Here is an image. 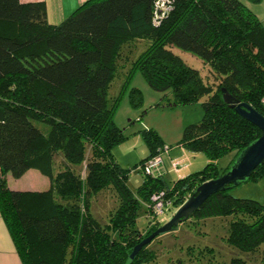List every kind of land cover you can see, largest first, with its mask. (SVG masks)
<instances>
[{
    "label": "trees",
    "instance_id": "16d2710c",
    "mask_svg": "<svg viewBox=\"0 0 264 264\" xmlns=\"http://www.w3.org/2000/svg\"><path fill=\"white\" fill-rule=\"evenodd\" d=\"M140 40L147 46L110 101L111 82L124 66L119 62H128L124 48ZM175 49L193 54L206 69L190 66ZM135 72L160 93L155 104L173 109L199 103L201 119L184 126L177 144L206 156L201 169L170 185L163 160L143 171L138 196L148 201L144 230L137 227L138 196L128 185L131 169L113 153L127 138L126 126L115 120L123 95L139 110L128 125L144 114V94L130 84ZM223 89L264 116V25L240 0H86L58 23L48 21L43 1L0 0V214L22 263L125 264L133 247L160 225L161 217L148 216L153 194L163 192L169 202L164 215L176 211L261 135L224 101ZM138 133L149 148L144 166L166 148L153 128ZM230 153L229 163L218 166ZM30 169L48 177L47 188L8 185L10 175L20 178ZM263 174L264 160L249 181ZM230 187L210 195L191 216L230 217L226 240L245 257L235 254L229 264H264V203L235 197ZM105 189L118 202L101 222L91 197ZM148 245L130 264H154Z\"/></svg>",
    "mask_w": 264,
    "mask_h": 264
},
{
    "label": "rangeland",
    "instance_id": "374dc122",
    "mask_svg": "<svg viewBox=\"0 0 264 264\" xmlns=\"http://www.w3.org/2000/svg\"><path fill=\"white\" fill-rule=\"evenodd\" d=\"M240 1L247 4L257 14L264 25V0L259 4H253L247 0ZM146 46L147 43L144 40L135 42L127 48V51L125 50V46L124 55L128 56V62H119L120 64H124V66L119 68L116 77L111 82L108 92L110 101L118 94L131 61L136 59ZM175 50H177L178 54L190 66L201 72H203L204 68L206 69L202 61L193 54L180 49ZM130 84H135L142 90L144 94L142 108L145 110L140 121H133L131 124L132 127L128 125L126 121L127 117L131 115L130 117L133 118L136 114L134 116L133 114H126L127 110L131 107L127 103V94L125 93L123 95L120 106L116 111L115 120L120 126H126L124 132L127 138L113 148V153L119 165L131 169L128 177V185L138 196V187L144 178L140 161L149 154V148L141 135L138 132H131L130 129L133 128L136 130L138 127H151L161 136L163 145L166 148L161 154L164 162L162 165L164 169L163 176L167 184L170 185L176 179L177 175L174 173L175 170L177 168L180 169L182 164L188 161L184 159L179 161L183 153V148L177 144V141L180 139L182 130L186 124L201 119L202 109L199 103L178 106L173 109L163 104H155L159 101L160 93L150 88L139 72L133 74ZM132 110L131 113H139V110ZM39 125L44 130L47 128L42 123ZM171 151V155L168 154ZM187 152H190L192 155V158H190V169H193L192 171L199 170L205 165L206 156L204 153L191 152L189 150ZM231 159L232 153L219 158L217 161L218 166L225 167ZM57 161L56 167L60 163L59 158ZM26 176L22 182L24 184L30 180L29 173ZM9 183H13L11 175L9 176ZM228 192L238 198H249L264 203V174L257 181H247L232 186L228 189ZM138 199L140 203L137 210V227L140 230H144L148 223L146 214V202L148 201L145 202L139 196ZM117 202L116 194L112 189L102 190L91 197L92 213L101 222L106 221L109 211L117 205ZM174 212L171 210L166 215L161 216L158 222L160 224L159 227L167 222ZM229 220L230 217L225 216H213L205 219H197L194 216H190L187 220L180 222L175 229L152 239L148 246L156 253L154 264H197L200 262L208 264H229L230 258L235 254L245 257L244 253L230 246L226 240ZM207 248H212V253L211 251L208 254L205 253L207 252Z\"/></svg>",
    "mask_w": 264,
    "mask_h": 264
},
{
    "label": "water",
    "instance_id": "95a60500",
    "mask_svg": "<svg viewBox=\"0 0 264 264\" xmlns=\"http://www.w3.org/2000/svg\"><path fill=\"white\" fill-rule=\"evenodd\" d=\"M222 92L224 101L231 107H234L242 117L257 126L262 132L261 135L251 141L239 152L222 175L200 184L194 194H192L177 208L167 222L158 227L155 231L143 238L136 246H134L125 264H130L139 250L144 245L150 243L153 238L172 230L174 227H177L180 222L189 218L210 195L224 190L226 186L231 185L232 187L249 181L252 172L263 162L264 116L248 103L240 102L236 98L232 97L225 89H223Z\"/></svg>",
    "mask_w": 264,
    "mask_h": 264
},
{
    "label": "crops",
    "instance_id": "0c3cea01",
    "mask_svg": "<svg viewBox=\"0 0 264 264\" xmlns=\"http://www.w3.org/2000/svg\"><path fill=\"white\" fill-rule=\"evenodd\" d=\"M26 1H43L46 5L48 21L50 23H58L63 18H65L67 15H69L74 9H76L78 6L84 3L86 0H26ZM132 111L133 110L129 108L126 114H133L134 116L135 114L138 113V112L131 113ZM130 116L127 117L126 121H128V119L131 118ZM115 117H116V114H115ZM139 128L140 127L136 128V130L131 128L130 130L131 132H138ZM171 153L172 151L170 153L168 152V154L170 155ZM190 158H192V155L190 154V152H187V150L183 148V153L181 154L179 161L182 159L188 160V161L186 163H183L180 169L177 168L175 170L174 173L177 175L176 178L182 177L193 170V169H190L191 167ZM27 173H29L30 180L29 182L24 184L22 182L27 177L26 176ZM30 175L33 177H31ZM7 182L11 188L29 189V190H41V189L47 188L49 185L48 177H46L45 175H43L42 173H40L38 170H35V169H30L26 171V173L22 175L20 178H13V183H9V177H8ZM0 264H23L16 251V248L12 240V237L10 235V232L1 214H0Z\"/></svg>",
    "mask_w": 264,
    "mask_h": 264
},
{
    "label": "built area",
    "instance_id": "2783aa9c",
    "mask_svg": "<svg viewBox=\"0 0 264 264\" xmlns=\"http://www.w3.org/2000/svg\"><path fill=\"white\" fill-rule=\"evenodd\" d=\"M160 165H162V158L160 155H158L148 160L144 164V166H142V170L145 173H149L153 169L158 168ZM163 196H164L163 192H160L158 194H153L151 196V203L149 205L150 213L148 214V216L161 217L164 215L166 208L165 205L166 204L168 205L169 202H165Z\"/></svg>",
    "mask_w": 264,
    "mask_h": 264
}]
</instances>
